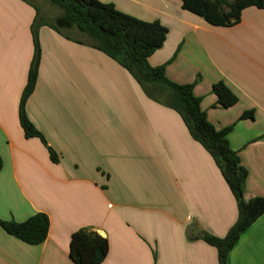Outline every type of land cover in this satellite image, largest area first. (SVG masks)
Segmentation results:
<instances>
[{
  "label": "crops",
  "instance_id": "obj_1",
  "mask_svg": "<svg viewBox=\"0 0 264 264\" xmlns=\"http://www.w3.org/2000/svg\"><path fill=\"white\" fill-rule=\"evenodd\" d=\"M169 33L149 59L166 65L176 84H196L202 110L228 136L248 171L247 200L264 198V5L249 6L231 26L184 8L183 0H99ZM32 0H0V220L23 223L48 215L50 231L30 245L0 226V264H75L71 241L80 231L109 242L102 264H220L204 233L224 239L239 203L212 154L169 105L170 93L142 86L118 61L49 24ZM40 63L20 121L36 48ZM239 98L217 106L214 85ZM245 112L252 118L240 120ZM229 264H264V215L242 236Z\"/></svg>",
  "mask_w": 264,
  "mask_h": 264
},
{
  "label": "trees",
  "instance_id": "obj_2",
  "mask_svg": "<svg viewBox=\"0 0 264 264\" xmlns=\"http://www.w3.org/2000/svg\"><path fill=\"white\" fill-rule=\"evenodd\" d=\"M61 11L53 24L58 32L76 29L87 36V41H78L90 45L118 61L142 86L156 85L170 93L169 105L184 119L190 132L214 157L223 175L239 203V219L224 239L204 233L201 237L219 252L220 264H229V256L237 246L241 236L264 215V198L247 200L246 183L248 171L242 165L239 154L230 146L229 134L233 126L223 130L216 129L202 110V98L195 95L196 84L180 85L171 82L166 76V65L152 67V57L166 42L169 30L160 22H144L129 16L113 4L99 0H47ZM184 8L209 21L231 26L238 22L242 11L249 6L263 7L264 0H183ZM41 22L38 17L34 26L36 54L30 71L28 85L20 106V121L27 138H40L50 149L53 161L58 160L56 152L49 147L43 135L36 129L26 114V104L32 95L38 78L41 51L37 29ZM218 97L217 106L229 109L236 105L239 98L224 83L214 85ZM251 112H245L240 120L251 119ZM4 160L0 153V172ZM0 226L10 235L30 244L41 245L48 239L50 219L44 213H38L23 223L4 222ZM109 253V242L95 232L80 231L73 235L70 255L75 264H102Z\"/></svg>",
  "mask_w": 264,
  "mask_h": 264
},
{
  "label": "rangeland",
  "instance_id": "obj_3",
  "mask_svg": "<svg viewBox=\"0 0 264 264\" xmlns=\"http://www.w3.org/2000/svg\"><path fill=\"white\" fill-rule=\"evenodd\" d=\"M37 6H39V8L41 9V11L43 12L42 14L45 16V18L49 21H54L57 17H59L61 15V11L52 6L47 0H32ZM67 34L78 38L82 41H87V36L81 34L79 31H77L76 29L72 30V31H68L66 32Z\"/></svg>",
  "mask_w": 264,
  "mask_h": 264
}]
</instances>
